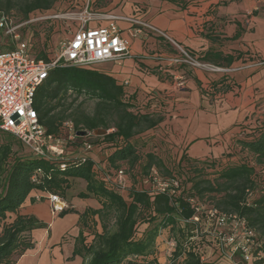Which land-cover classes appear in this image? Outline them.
<instances>
[{
  "label": "trees",
  "instance_id": "16d2710c",
  "mask_svg": "<svg viewBox=\"0 0 264 264\" xmlns=\"http://www.w3.org/2000/svg\"><path fill=\"white\" fill-rule=\"evenodd\" d=\"M161 1L184 7L187 0ZM55 2L0 0V10L8 12L16 8L26 18L34 11L50 10ZM79 2L63 0V3H71L72 8H77ZM93 4L94 0H91V8ZM140 7L143 6H135L134 11H141ZM70 28H73L72 25L63 27L64 33H68ZM156 36L166 39L161 35ZM27 42L31 44L36 58H50L52 48L36 52L33 44ZM176 43L196 60L207 64L213 62L217 67L228 66L238 59V55L223 54L214 49H208L200 57ZM182 66L174 65L175 69ZM69 90L76 96L83 95L94 101L90 114L80 106L65 114L72 104L64 105ZM144 96L139 100L135 93L128 92L125 84L118 83L113 76L93 67H62L49 73L37 88L33 100L39 122L47 133L57 136L64 134L62 123L66 120H71L75 129H103L105 134L95 137L92 142V148L94 145L103 157L96 161L79 154L82 152L79 143L69 144L59 158H39L30 153L14 155L12 139L0 141V264H15L34 247L31 232L47 227L34 214L20 213L28 195L38 191L65 200V193L71 186L70 180L74 178L86 182V191L79 193L78 197L92 196L101 206L79 214L82 222L88 215L96 216L101 228V232L94 233L79 230L72 254L81 258V264H85L86 258L87 264H156L154 257H148L154 253L159 232L165 229L171 233L175 243L171 259L173 264H215L204 259L201 251L190 241L196 235L195 230L199 229L200 208L196 202L204 197L209 199L217 214L229 218L234 215L238 221H243L245 230L253 233L249 251L253 257L258 253L263 255L253 259L250 264H264V191L256 198L249 199L257 186L256 168L264 169V120L247 117L238 125L234 148L218 157L201 160L182 153L174 159L179 169L176 172L165 168L151 151L145 153L143 159L138 154L140 139L153 137L152 140L157 142L156 132L164 117L165 104L161 102L160 95L151 90L146 91ZM58 107L60 111L52 113ZM0 132L24 148L12 135ZM62 164L65 165L64 169L60 168ZM138 164L140 168L136 174L139 177L135 176V181L139 179L138 185L122 188L109 179L117 170H126L125 165L133 170ZM154 167L165 182L177 180L178 189L173 192L169 187L161 192L150 184L144 185ZM190 171L194 173L192 177L189 176ZM188 179L190 186L187 187ZM30 202L35 203L36 200L31 198ZM68 212L74 210L63 209L58 215L63 216ZM202 212L208 215V211ZM9 215H13V218L6 222ZM110 216L114 218V230L108 228ZM140 224L146 225L142 231ZM139 259L145 261L139 262Z\"/></svg>",
  "mask_w": 264,
  "mask_h": 264
},
{
  "label": "crops",
  "instance_id": "0c3cea01",
  "mask_svg": "<svg viewBox=\"0 0 264 264\" xmlns=\"http://www.w3.org/2000/svg\"><path fill=\"white\" fill-rule=\"evenodd\" d=\"M248 1L249 6L246 5V0H187L184 7L161 0L139 1L145 4V9L141 11L145 17L141 21L152 23L150 25L164 32H171L172 34H167L170 39L194 51L198 56L201 57L208 49L238 55V59L230 65L218 66L227 68V71L188 66L175 69L174 65L167 62L169 57L176 54V47L168 39L152 33L136 36L131 41V55L123 59V62L135 59V67L144 69L150 76L148 81H154L145 86L159 94L161 102L165 104L163 121L156 132L157 142L159 146L165 145V151L172 153L173 159L180 157L182 153L189 158L201 160L207 156H220L234 148L238 125L247 117L256 119L254 112L264 109V3L260 0ZM128 3H121L120 8L131 16V5ZM132 18L138 19L135 15ZM132 24L128 21L118 22L121 36L128 38L123 31L128 30ZM132 26L137 27L135 24ZM126 64L117 65L122 68ZM210 64L217 67L213 62ZM133 70L134 74L135 69ZM259 72L261 73L258 74ZM108 75L113 76L118 83L125 84L128 92L135 93L139 100L149 91L143 89L144 85H131L129 80L121 82L113 74ZM179 75L182 76V84L177 86L173 76ZM236 86L238 90L233 89ZM159 138L168 143L158 141ZM189 146L194 148L189 149ZM70 183L64 201L66 209H73L74 212L63 216L55 217L56 214L48 212V194L32 191L28 195L20 213L34 214L47 227L31 232L34 247L15 264L82 263L79 256L72 254L75 239L80 229L85 233L88 226L95 224L94 221L98 222V219L88 215L82 222L79 214L86 209H99L101 206L92 196L75 198L86 191L84 180L74 178ZM71 189L73 191L69 193ZM31 198L36 202L31 203ZM41 199L45 200L46 205L43 215L37 212L40 205H36Z\"/></svg>",
  "mask_w": 264,
  "mask_h": 264
},
{
  "label": "built area",
  "instance_id": "2783aa9c",
  "mask_svg": "<svg viewBox=\"0 0 264 264\" xmlns=\"http://www.w3.org/2000/svg\"><path fill=\"white\" fill-rule=\"evenodd\" d=\"M89 4L90 0H85L80 6L81 8L78 7L80 11L73 13L78 16L80 22L76 28L68 30L70 38L60 42L52 50L48 60L36 58L32 52L31 44L25 41L18 42L11 50L0 51V131L12 135L29 149L32 156L45 159L59 158L71 143H79L82 151H90L92 142L89 139L101 136L96 135L95 131L75 129L71 120L62 123L64 129L62 136L47 133L46 128L39 122L38 114L33 107V100L37 88L53 69L62 67L92 68V65L97 63L129 57L131 55L130 42L127 37L121 36L119 21H128L137 25L135 28L130 26L128 29L133 37L152 32L167 38L177 48L176 54L167 59L169 65L227 71V68H219L196 60L164 32L145 21L114 13L93 12ZM14 29L11 20L0 10V31L17 38ZM173 78L177 86L182 84L181 75L173 76ZM64 167L65 165H60L61 169ZM124 178L125 170L123 169H119L109 176L113 183L122 188L124 187ZM158 181V173L152 168L145 184H155L154 189L161 192L169 187H171L170 191L174 192L179 186L175 179L170 183L165 181L159 183ZM47 201L51 215L58 214L67 208L66 202L57 195L48 194ZM209 215L214 217L216 225H225L228 219L237 221L241 225V231L245 232L244 242H239L234 246L235 249H240L239 252L244 260L251 262L255 258L263 257L261 253L253 257L249 251V247L253 243L250 237L253 235H251L252 232L245 230L242 220L238 221L234 215L229 218L224 214H217L215 210H211ZM231 242H233L232 237Z\"/></svg>",
  "mask_w": 264,
  "mask_h": 264
},
{
  "label": "rangeland",
  "instance_id": "374dc122",
  "mask_svg": "<svg viewBox=\"0 0 264 264\" xmlns=\"http://www.w3.org/2000/svg\"><path fill=\"white\" fill-rule=\"evenodd\" d=\"M79 4L77 5V8H72L71 3H63V0H56V2L53 4L52 8L47 11H34L29 14L28 17L24 18L22 15L18 12L16 8L11 9L10 11H4V13L8 16V18L11 20V25L15 28L14 33L17 35V38H14L10 35H6L3 31H0V51H6L13 49L18 42L21 41H30L33 46L35 47V51H39L41 49H55L57 45L60 42H63L64 40H68L70 38V35L68 33H64L63 27L68 25H72V27H76V25L80 22L78 16L76 14H73L75 12H79L78 9L81 8L80 6L83 4L85 0H79ZM91 1V0H90ZM140 0H94V4L92 5L91 11L97 12V13H109L114 12L115 14H119L122 16H126L129 18H132V16H137L138 19L141 21V18L144 19L145 15L141 11L144 10V3H140ZM264 3V0H260ZM127 3L131 5V16H128L124 10H122L121 3ZM238 3V2H234ZM241 3V1H240ZM246 5L249 6V1L246 0ZM252 3V2H251ZM135 6H143L140 7L141 11L138 10V12L134 11ZM146 19V18H145ZM71 23V24H70ZM131 23V22H130ZM148 24H152L149 23ZM94 25V24H91ZM134 25V24H132ZM131 25V27H133ZM154 26V25H153ZM135 28V27H133ZM159 31H162V29H158ZM124 33H127L128 39L131 43V41H134V37L131 33H129L128 30H124ZM166 34H172L171 32H166ZM167 39V38H166ZM140 41V40H137ZM139 52V51H138ZM139 54V53H136ZM139 59L140 56H137ZM264 58V57H263ZM130 62H123V59L120 60H110L105 61L101 63H97L92 65L93 68L99 70L102 73L105 74H113L119 81L123 82L124 80L131 81V85L133 84H141L144 85L143 89H148L147 83H154V81H148L150 77L148 73L144 69H139L135 67L134 61L135 59L128 60ZM124 63L126 64L125 67L123 65L122 68H125L124 71H119L120 68L117 64ZM134 64V65H133ZM134 67V68H133ZM135 69V73L133 74V69ZM259 72L258 74H260ZM262 78V76H260ZM167 79V76H166ZM257 81V80H256ZM255 81V82H256ZM264 83V78L263 82ZM151 88V87H150ZM148 89L151 91L152 89ZM233 89L238 90V87H234ZM260 100V99H257ZM71 104V107L69 110L65 111V114H69L70 112L74 111L75 109L80 108L84 110L86 113L90 114L93 110L94 101L91 99H88L86 96H76L74 92H68L66 94V99L64 100V105L67 106L68 104ZM60 107L55 109L52 113H58L60 111ZM254 115L257 117H253L256 119H264V109L262 111L257 110V112H254ZM211 118V117H210ZM213 123V121H211ZM229 122H226L228 124ZM112 130V129H111ZM105 132L103 129L95 130V132ZM110 130H108L109 132ZM105 134V133H104ZM153 137H150L149 140L147 137L140 139L139 143L137 144V151L138 154L141 156V158H144L145 153L147 152H153L154 155L158 157L163 162V165L165 168L174 169V171L178 172L179 169L176 167L178 166L175 160L172 158L174 155L170 152L165 151V145L162 144V146H159V142H156L152 140ZM13 142L12 151L14 155H24L30 153L29 149L24 146V148L20 147V145L17 144V142L10 138L7 134L0 132V141H6L11 140ZM95 137L90 138L89 140L93 142ZM165 141L166 140L159 138L158 141ZM197 142V141H195ZM165 144V143H164ZM163 147V148H162ZM194 148V146H189V149ZM79 154L83 156H89L92 157L94 160L99 161L100 158L103 157L102 153H99L97 151V148L93 145V148L90 151H82ZM205 157V156H204ZM207 158H209L207 156ZM142 163V162H141ZM125 182L124 187L131 186L133 184L138 185L139 179L135 181V176H138L137 170L140 168V164L136 165L133 170L128 165H125ZM154 169L157 171V169L154 167ZM257 175V186L256 189L251 193L249 196V199L256 198L262 191H264V169L259 170V168H256ZM158 172V171H157ZM159 173V172H158ZM163 174V172H161ZM194 173L190 171L189 176H193ZM159 183L164 182L162 178L159 176ZM146 185V184H144ZM152 188L154 189L155 184H150ZM187 187L190 186L189 179L187 180ZM73 190H75L73 188ZM72 189L68 191L71 193L73 191ZM46 196V200H47ZM79 198L80 197H75ZM36 205H40L39 209H37V212L41 215L45 214V200H40V203H36ZM196 206L200 208V211L198 212L199 220H198V227L199 229L195 230L196 235L191 238V242L193 245L195 244V247H197L198 250L201 251L202 256L204 259L209 260L210 262L214 261L215 264H250L251 262H247L244 260L241 256V253L239 252L240 249H235L236 244L239 242H244V233L241 231V225L238 224L237 221H227L225 225H215L214 217H211L210 215L205 216V212L202 211H208V213L212 210L213 207L209 199L204 197L203 199L196 202ZM50 213V209L48 211ZM59 215L56 214L55 217H58ZM13 218V215H9L6 219V222L11 221ZM38 218V217H37ZM99 222V221H98ZM98 222L97 225H98ZM108 228L110 230L115 229L114 225V218L109 217L108 221ZM1 225V223H0ZM96 224H91L88 226V230L86 229L85 232H91L94 233L95 231L101 232L100 226L97 227ZM146 227L145 224H140V230H144ZM253 235V233H251ZM231 237L233 242H231ZM88 240V239H87ZM252 242V241H250ZM175 243L173 241V237H171V233L165 229L161 230L159 232L158 237L155 241V248L154 253L152 256H149L148 259L154 257L156 259V264H173L172 263V251L174 250ZM145 261V259H139V262ZM88 258L85 260V264H87Z\"/></svg>",
  "mask_w": 264,
  "mask_h": 264
},
{
  "label": "water",
  "instance_id": "95a60500",
  "mask_svg": "<svg viewBox=\"0 0 264 264\" xmlns=\"http://www.w3.org/2000/svg\"><path fill=\"white\" fill-rule=\"evenodd\" d=\"M105 132H100V131H97L95 132L96 135H103Z\"/></svg>",
  "mask_w": 264,
  "mask_h": 264
}]
</instances>
